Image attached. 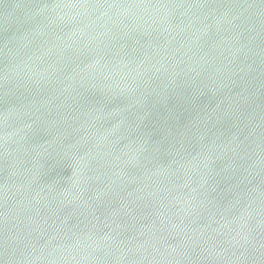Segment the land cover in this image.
I'll use <instances>...</instances> for the list:
<instances>
[{"label":"water","instance_id":"water-1","mask_svg":"<svg viewBox=\"0 0 264 264\" xmlns=\"http://www.w3.org/2000/svg\"><path fill=\"white\" fill-rule=\"evenodd\" d=\"M0 264H264V0H0Z\"/></svg>","mask_w":264,"mask_h":264}]
</instances>
